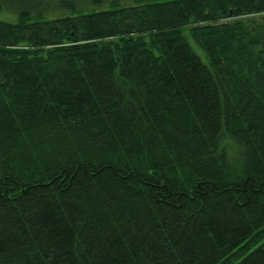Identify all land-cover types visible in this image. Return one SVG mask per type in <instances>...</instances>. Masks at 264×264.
Returning <instances> with one entry per match:
<instances>
[{
  "label": "trees",
  "instance_id": "trees-1",
  "mask_svg": "<svg viewBox=\"0 0 264 264\" xmlns=\"http://www.w3.org/2000/svg\"><path fill=\"white\" fill-rule=\"evenodd\" d=\"M2 11L0 264H264V0Z\"/></svg>",
  "mask_w": 264,
  "mask_h": 264
},
{
  "label": "rangeland",
  "instance_id": "rangeland-1",
  "mask_svg": "<svg viewBox=\"0 0 264 264\" xmlns=\"http://www.w3.org/2000/svg\"><path fill=\"white\" fill-rule=\"evenodd\" d=\"M240 19L244 20L245 22L248 21L247 23H250V21L259 23L261 21H264V13L252 15V16L233 17V18L227 19L226 21H234V20H240ZM0 20L13 21L15 20V15L2 11L0 12ZM187 39L191 47L193 48V50L200 56L202 61L206 63V58L203 52L188 37ZM223 144H224V149L227 153L229 161H231V164H233L234 166H237V163L240 160V151L237 145H235L234 142L230 140L229 138H227L226 136H224Z\"/></svg>",
  "mask_w": 264,
  "mask_h": 264
}]
</instances>
